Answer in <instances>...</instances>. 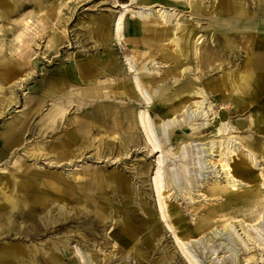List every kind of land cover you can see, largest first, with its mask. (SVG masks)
I'll list each match as a JSON object with an SVG mask.
<instances>
[{
	"label": "bare ground",
	"instance_id": "obj_1",
	"mask_svg": "<svg viewBox=\"0 0 264 264\" xmlns=\"http://www.w3.org/2000/svg\"><path fill=\"white\" fill-rule=\"evenodd\" d=\"M4 1L0 0V3ZM181 2L186 3L189 16L199 23V16L210 15L209 26H213L215 40L224 36L228 28L253 30L254 36L246 46L250 53L246 61L249 67L232 77L231 91L237 93L235 97L229 95L224 103L229 100L235 102L238 94L242 95L244 88L251 82L264 92V0H259L254 9L248 8L243 0H219L220 5L216 4L211 13L208 11L212 5L208 8L198 0H148L143 3L127 0L113 24L105 16H100L96 26L97 36L101 37L102 45L110 37L120 41L123 18L130 11L135 18L128 28L130 37L127 41L131 54L139 57L143 55L144 50L136 46L141 42L144 45L149 42H168L170 48H175L176 54L196 56L199 53L196 66L199 64L200 69L201 65L209 67L217 55L207 52L205 47L198 52L197 45H194L192 53L188 45V40L191 41L195 35L196 26L184 19L169 23L177 14L172 10ZM37 5L41 9L39 2ZM44 24L45 19L29 15L20 20L18 28H13L9 41L0 38V171L7 173L0 175V264H67L70 260L71 264H111L110 254L101 257L96 251L97 246L100 249L106 247L108 239L100 243L90 237L97 234L94 230L98 224L108 226V220H114L113 239L126 249V255L122 252L121 256L125 257L131 252L132 258L138 263L144 262V248L153 247V242H158L161 236V227L153 214L170 229L172 241L178 247L177 252L181 253L187 264H202L193 249V242L207 234H210L208 239L216 238L221 231L238 242L242 253L249 254L245 257L246 262L264 264V193L260 179L252 174L246 161L234 159L239 150H243L254 165H260L263 158V166V146L255 136L247 137V134L238 145L229 146L230 141L237 137L228 134L237 127L222 121L210 104L203 103L207 89L197 87L189 78L185 63L176 62L165 73L168 75L180 70L178 77L183 79L172 89L164 87L155 98L159 109L162 110V106L169 108L164 116L153 110L143 92L148 81L143 82L146 75L142 68H139L135 77V87L141 91L144 99H138L134 87L129 85L128 88L124 87L125 95L134 104L124 103L118 100L121 94L118 87L111 83L94 86L103 70L100 68L97 71L93 66L109 63V55L105 54L101 59L84 54L81 62L61 66L57 74L41 77L39 89L29 86L22 102L23 109L6 117L13 107L21 104L15 84H9L14 78L10 71L14 72V68L29 63L30 42L40 35ZM256 35L262 36L255 40ZM225 41L228 48L230 40ZM10 57H13L14 65ZM109 65L104 72L108 75L103 77L107 82L113 81L112 76L119 74V67ZM29 67V73L18 79L19 85L23 82L28 84L39 75L32 66ZM70 87L80 92V95L72 96ZM185 94H189L187 102L190 106L201 107L205 104L208 107L203 116L211 111L207 119L204 117L202 122L188 128L171 117L177 109L172 101L176 98L181 101ZM200 97L203 99L200 100ZM71 106L78 113L68 116ZM150 112L159 119L158 124L153 121ZM212 120L215 135L219 138L210 139L205 145L207 156L213 159L210 166L214 170L210 180L205 181L198 190L204 200L220 199V203L216 205L211 201V208L197 219L192 228L184 221L179 208L167 205L164 200L166 178L172 184L184 187L191 183L188 164L186 160H181L179 165L165 168L164 148L166 142L178 141L180 155L184 156L190 138L202 133ZM248 124L247 127L246 122L240 121L239 127L264 134V110L254 112ZM30 135L34 141L28 139ZM140 136L147 151L153 154L160 152L155 160V170L149 178V194L155 200L153 210L147 206L140 191L144 173L142 167L136 169L132 175L135 182H131L126 171H120L116 166L112 170L100 167L97 171H82V166L80 168L79 164H75L98 162L100 159L105 161L106 166L126 163L128 156L131 157L140 149L137 142ZM18 147L24 148L22 155L13 151V148ZM27 160L32 162L28 163ZM10 164H13L14 170ZM242 185L245 187L238 191ZM109 193L116 198V202L109 199ZM184 193L189 194L188 191ZM173 194L178 195L176 191ZM191 199L194 197L191 196ZM138 210L144 216H139ZM74 222L78 224L74 225ZM210 252L213 255L215 249L212 248ZM216 257H212L211 264Z\"/></svg>",
	"mask_w": 264,
	"mask_h": 264
},
{
	"label": "rangeland",
	"instance_id": "obj_2",
	"mask_svg": "<svg viewBox=\"0 0 264 264\" xmlns=\"http://www.w3.org/2000/svg\"><path fill=\"white\" fill-rule=\"evenodd\" d=\"M137 1L143 3L148 0ZM243 1L250 9L256 8V5L259 2V0ZM38 2L41 4V9H39V6L37 5ZM125 2H127V0H6L3 3H0V38L2 37L4 41H9L11 39L13 28H18L22 18L29 15H36L43 20L45 19V28L40 32V35L35 36L34 40L30 42L31 56L29 58V63L26 66L14 68V72L10 71V73H13L14 78L9 84H15V92L21 104L19 107H13L10 110L11 113H7L6 117L17 114L19 112L16 111L23 109L22 102L27 90H29V86L31 88L36 87L39 89L38 82L41 77L44 75L57 74L61 66L79 63V61L81 62V58L84 54L100 57L101 59L104 58L105 54L109 55V59H111L109 60V63L105 65L100 64V67H97V64L96 67L95 65L93 66L97 71H99L100 68L103 70L100 71L98 80L95 82L94 86L111 83L113 86L118 87V90L121 92L118 100L124 103L134 104L132 100L125 95L124 87L128 88L129 85L134 87L138 99H144L141 91L135 87V77L137 76L139 68H142L146 75L143 82L148 81V84L145 86L142 85L144 86L143 89H145L143 92L153 110L159 115L164 116L169 108H164V106H162L163 109H159V103L157 104L155 102V98L158 97L157 95L164 87L168 86L169 89H172L183 79L182 77H178L180 70H175V73L171 72L168 75H165L167 71L172 69V66L176 62L181 61L185 63L184 67H186V72L189 74V78L195 83V85L203 90L207 89V91L204 92L207 96L203 103L210 104L213 110L216 111L218 118L222 121L229 122L230 126L237 127L231 129V132L228 134L230 136L236 135L237 137L230 141L229 146L231 144L238 145L241 138L243 140L244 136L247 134V137L250 135L251 137L255 136L258 142L261 143V146H263L264 150V134L250 132L249 130L245 131L246 127H244V129H240L239 127L240 121L246 122V126L248 127V123L250 122V119L252 120L254 112L264 110V92L260 87H256L255 84H253L254 82H251L244 88V93H242V95L238 94L239 97L236 98L235 102L229 100L227 103H224V99L227 100L229 95H231V97L236 96L237 92L231 91V80H233L232 77L235 76V74L243 72L247 67L246 61L250 56V53L246 50V46L247 42L254 36L253 30H250L249 28L244 30L236 29L234 27L228 28V30L224 31V36L221 35L216 38L217 41L213 36V26H209V23L211 22L210 15L199 16V23L197 22V19L193 20V17L189 16V10L186 8V3L181 2L172 10L177 12V14L175 18L173 17L169 21V23H174L178 19H184L192 26H196L195 35L192 36L191 41L188 40V45L191 47L192 53L194 52V45H197L196 49L198 52L199 50L202 51L203 47H205L207 52H214L217 55L216 60L211 62L209 67L201 65L200 69L199 64L198 67L196 66L199 53L196 54V56L193 54L190 55L189 53L187 56L186 54H176L175 48H170L171 44L168 42H163L161 44L149 42L146 45L141 42L140 45L136 44V46H140L142 51L144 50L142 52L143 55L139 57L140 55L137 56L131 54L128 49L130 46L127 41L130 37L128 28L131 23L135 21V18L131 16L132 14L130 11L126 12L123 18V35L120 41L113 38L111 39L110 37L106 40L104 45H102V39L101 37L99 38L96 33V26L100 16H105L109 23L113 24L115 17H117L122 11V5ZM149 2H151V0H149ZM198 2L208 8L212 5V7L209 8V13L212 12L213 7L216 6V4L220 5L219 0H198ZM167 8L170 9L171 7L167 6ZM150 12H152V10H150ZM261 36L262 35H256L255 40L260 39ZM198 37L201 38L196 42ZM224 39L230 40L228 48L225 46L227 42ZM164 55L166 56L165 58H163ZM9 59L14 65L15 61L13 60V57H10ZM84 61L91 65L86 59H84ZM107 65H116L119 67V74L112 76L114 77L112 79L113 81L109 82L103 80V77L108 75L104 73L107 71ZM130 65H132V67H130ZM29 66H32L33 70L39 75H36L35 79L28 84L23 82V84L19 85L18 79L29 73ZM184 67L181 69V74L183 73ZM73 89V87L69 88V90ZM70 94H72V96H79L80 92L73 90L70 91ZM181 98V101H179V98L172 101L177 109L171 114V117H174L177 121L181 122L184 127L187 126L188 128L192 124L202 122L204 117L206 119L208 118L207 115L210 114L211 111L203 116V112L208 109L205 104L201 107L190 106L187 102L189 94L182 95ZM201 99L203 98L200 97V100ZM204 105L206 106L205 108ZM202 108L204 110L202 111V114H200ZM68 111V116H73L78 113L73 106H71ZM150 114L152 115L153 121L158 124L159 119L152 112H150ZM210 124L211 125H209L202 133L190 138L188 141L190 144L185 148L184 156L180 155L178 141L166 142L167 145L164 148L165 168L170 169L175 165H179L181 160H186L188 164L191 183L184 187L180 184L177 185V183L172 184L168 181V178H166L164 200L167 205H176L179 208L180 213H182L184 221L192 228L195 227L197 219L202 217L203 214L207 213L211 208L210 205L212 202L216 205H219L220 203V201H218L220 199L204 200V197L200 195L201 192L198 190L205 181L210 180V176L212 175L211 172L214 170V168L210 166L213 159L210 160V156H207L208 153L206 152L205 142L210 139L217 140L219 137H217L214 132V121L212 120ZM133 131H135V129ZM109 138L110 137L106 138V140ZM28 139L34 141L32 135H30ZM137 142L139 143L140 149L132 154L131 157L128 156L127 161H125L126 163L118 162L106 166L105 161L102 162L100 159L98 162L97 160L92 162L83 161L76 162L75 164H79L80 168L82 166V171L96 170L100 167H106L107 170H112L115 168L114 166H116L120 171H126L125 174L130 176L131 182H135V177H132V175L136 169L142 167L144 173L141 179L142 184L140 191L142 190L143 199L147 202V206L153 210L155 200L153 199V196L149 194V178L155 170V160L160 152L158 151L153 154L152 152L147 151V147L144 146V140L141 136ZM148 150H150V148ZM13 151H15L17 155H22V153H24V148H13ZM234 157L235 160L242 158L246 161L249 168L252 170V174L260 179L258 180L264 193V165L262 166L261 164L263 163V158H261L260 165H254L249 161L243 150H239L238 156ZM259 159L260 158H258V160ZM27 161L28 163L32 162V160ZM7 166H9V164ZM10 166V168H12L13 164H10ZM73 167L75 168L76 166L74 165ZM67 168L68 167H64V169ZM14 169L15 168L13 167V170ZM1 174L7 173H1L0 171V175ZM244 187L245 186L243 185L240 186L238 191L243 190ZM175 191L178 195L173 194ZM185 191H188L189 194H185ZM191 196H193L194 199H191ZM108 197L113 202H116V198L112 196L111 193L108 194ZM192 205L195 206L196 209H194ZM138 214L139 216H144L140 210H138ZM153 215L157 219L158 225L161 227V236L158 242H153V247L144 248V262L141 261L138 263L136 259L132 258L131 252L125 257L121 256L122 252H124L125 255L127 252L125 248L123 249L120 247L118 241L115 242L113 239L112 233L114 229V220H108V226L106 227L102 223L98 224V227L94 230L97 234L90 236L96 239L94 241L100 243H102L104 239H108L106 247L100 249V247L97 246L96 251L101 254V257L110 254L112 257L111 264H187L183 260L181 253L177 252L178 247L172 241L170 229L164 221H161L158 218L157 215ZM83 219L84 218L82 217L81 220ZM75 224L78 223L74 222V225ZM209 237L210 234H207L206 236H202L197 242L192 243L193 249L198 254L202 264H211L213 261L212 257H216V255L218 256L214 259L213 264L216 262V264H253L254 261L246 262L245 257L249 254L242 253V250L239 249L240 246L238 245V242L230 235L224 233V231H221V234L216 238L208 239ZM11 238L13 239V236H11ZM11 238L5 239L4 242H8ZM262 238H264V234L262 235ZM222 241L223 243L219 244ZM224 246L226 247L224 248ZM212 248L215 249L213 255L210 254ZM72 249L75 250V247L73 246ZM81 250L83 252L84 249L81 248ZM112 253H114L113 256ZM71 262L72 261L70 260L67 264H71Z\"/></svg>",
	"mask_w": 264,
	"mask_h": 264
}]
</instances>
